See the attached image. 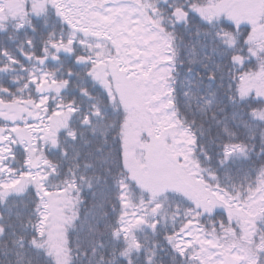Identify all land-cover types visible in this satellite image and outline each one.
Wrapping results in <instances>:
<instances>
[{
	"label": "snow or ice",
	"instance_id": "6c2138e0",
	"mask_svg": "<svg viewBox=\"0 0 264 264\" xmlns=\"http://www.w3.org/2000/svg\"><path fill=\"white\" fill-rule=\"evenodd\" d=\"M239 7L259 15H235ZM192 20L214 53L205 57L211 66L201 65L223 113H212L214 135L182 120L175 103V30ZM0 36L23 37L14 51L0 46V204H8L0 242L18 245L15 264L26 256L35 264H162L161 250L172 264H264V0H24L23 12L0 0ZM130 90L152 113L153 138L173 172L154 182L122 169L114 195L97 192L79 171L76 141L87 144L84 130L95 132L97 121H109L106 138L116 131L112 117L133 110ZM105 159L122 167L119 147ZM85 184L93 203L81 220ZM24 217L29 239L18 241ZM89 217L88 248L77 245L73 257L68 230Z\"/></svg>",
	"mask_w": 264,
	"mask_h": 264
},
{
	"label": "trees",
	"instance_id": "16d2710c",
	"mask_svg": "<svg viewBox=\"0 0 264 264\" xmlns=\"http://www.w3.org/2000/svg\"><path fill=\"white\" fill-rule=\"evenodd\" d=\"M13 12H23L24 7L15 8L9 7ZM186 36L193 35L194 39L191 41L192 46L196 50V55L189 53L184 55L182 51L179 52L176 71L172 73L175 76V103L178 106L181 114V119L186 120L189 124L194 120L196 123L194 127L199 130L201 125L207 133L211 128L212 135L215 134L216 125L213 121L212 113L218 108L216 99L212 96V91L216 88L215 84L209 87V82L205 78L204 69L201 67L202 64L211 63L205 59L206 55H214L211 52L212 43L203 34V27L189 23L186 27ZM10 35H12L10 30ZM182 34L178 33L180 37ZM23 37L15 39H8L0 36V46H7L9 49L14 50L22 42ZM36 39L39 40L37 34ZM182 47V44L179 45ZM25 50L27 46L25 45ZM18 55V53H17ZM183 55V56H182ZM182 61L183 63H180ZM190 61H195L190 63ZM191 68L192 71L188 72ZM199 74V75H198ZM128 104L132 107V111L125 112L121 110L118 116L112 118L119 119V128L113 131L107 138L103 134L105 125L109 122L108 120H101L95 122V132L92 128L84 130V139L88 141L87 144L83 143L82 140H77L76 144L80 150L79 165L80 173L87 175L91 178V182L97 192L101 189L105 190L106 193L114 195L115 193V181L113 177L119 178L122 169L128 170L129 174L132 172L138 175H143L151 179L152 181H158L163 177L171 175L173 172L172 167L169 163V155L167 148L160 143H156L152 132L154 131V124L149 120V116L152 113H146L142 101L139 95L135 91H128L126 96ZM207 101V103H206ZM88 101H83L82 108L87 109ZM103 106V102L101 101ZM231 111V109H229ZM216 118L223 119V113L216 111ZM107 139V145L105 143ZM117 147L120 149V164L121 168L115 167L114 160L106 161L105 157L109 153H115ZM69 154L72 155V149H68ZM85 164L90 165L85 168ZM215 167V164L211 165ZM235 168L237 165H230ZM68 167L67 163L62 165V172ZM112 169V171H110ZM223 178V170L217 169ZM81 199L83 203L79 206L81 220L85 219V213L93 203V194L89 191L87 185H84ZM9 203L13 201L12 197L8 198ZM68 215L72 214L71 204L68 205ZM18 209L13 208L12 211L16 212ZM110 211L109 207L105 209ZM174 209H167L170 213ZM0 215H3L5 221L8 220V204H0ZM27 218H22V222L16 223L17 237L19 241L20 237L24 240H28L29 236L25 231V224ZM89 223L91 218H88V222L84 223L81 227L80 221L76 222L77 231H72L71 228L68 230L67 239L71 242L73 249V257L77 256V245L80 249L88 248L89 244ZM161 241L164 238V233L158 237ZM39 243V241L37 242ZM8 251V255L5 256V251ZM18 245H14L11 241H8L7 245L0 242V264H8V261H13L15 264L16 257L14 255L17 252ZM107 256V250H105ZM86 261V258H84ZM158 259L162 264H172L171 255L167 250H161L159 252ZM23 264H35V260L30 257H25ZM79 264V261L77 262Z\"/></svg>",
	"mask_w": 264,
	"mask_h": 264
},
{
	"label": "flooded vegetation",
	"instance_id": "af4514ba",
	"mask_svg": "<svg viewBox=\"0 0 264 264\" xmlns=\"http://www.w3.org/2000/svg\"><path fill=\"white\" fill-rule=\"evenodd\" d=\"M239 3H241V4H249L251 2H250V0H239ZM234 14L235 15H240V16H245V17L254 16V8H252V7H239V8L234 10ZM190 23H193V24H196V25L200 26V24L196 20H192V21H190ZM185 29H186V27L183 24L177 25V27H176L175 32H176V37L177 38H176V41L174 43H175V46H176L177 49H178V45L182 41L180 39L181 36L185 35V32H186ZM178 33H180L182 35L180 37H178L177 36ZM186 38L188 40H193L194 39L193 35L187 36ZM183 42H186V41H183ZM186 47L187 48H191L190 46H187V44H186L185 48ZM181 50L182 51L184 50V44H183V47H181Z\"/></svg>",
	"mask_w": 264,
	"mask_h": 264
},
{
	"label": "rangeland",
	"instance_id": "374dc122",
	"mask_svg": "<svg viewBox=\"0 0 264 264\" xmlns=\"http://www.w3.org/2000/svg\"><path fill=\"white\" fill-rule=\"evenodd\" d=\"M156 77L158 79L160 87L157 90L158 99L155 101V105L158 108H163L164 105L169 103L167 92V87L164 86V79L168 74L167 66L161 64L156 70Z\"/></svg>",
	"mask_w": 264,
	"mask_h": 264
}]
</instances>
